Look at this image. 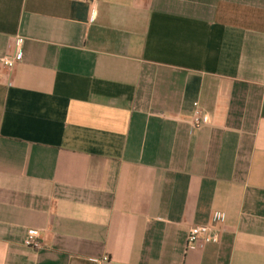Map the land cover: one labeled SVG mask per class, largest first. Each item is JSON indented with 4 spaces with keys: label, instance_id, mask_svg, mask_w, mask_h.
I'll use <instances>...</instances> for the list:
<instances>
[{
    "label": "crops",
    "instance_id": "obj_1",
    "mask_svg": "<svg viewBox=\"0 0 264 264\" xmlns=\"http://www.w3.org/2000/svg\"><path fill=\"white\" fill-rule=\"evenodd\" d=\"M0 264H264V0H0Z\"/></svg>",
    "mask_w": 264,
    "mask_h": 264
},
{
    "label": "built area",
    "instance_id": "obj_2",
    "mask_svg": "<svg viewBox=\"0 0 264 264\" xmlns=\"http://www.w3.org/2000/svg\"><path fill=\"white\" fill-rule=\"evenodd\" d=\"M24 39L19 38L15 45V56L12 57H5L2 60V63L9 68H14L16 64L23 60V48H24ZM207 122V120L204 118L203 110L199 103L194 104V122L193 127L194 128H200L202 125H204ZM223 216L219 213H213L211 216L212 222H220L222 220ZM217 235L214 231V227L210 224L208 225H199L195 226L190 230L189 238H188V244L194 245L201 242H216L217 241ZM25 245L29 248L33 249H40L42 248V243L40 241V233L39 231L32 230L29 232L26 240Z\"/></svg>",
    "mask_w": 264,
    "mask_h": 264
}]
</instances>
